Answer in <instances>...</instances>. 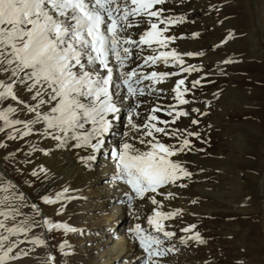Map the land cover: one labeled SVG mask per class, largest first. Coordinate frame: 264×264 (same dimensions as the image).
I'll use <instances>...</instances> for the list:
<instances>
[{
    "label": "snow or ice",
    "instance_id": "obj_1",
    "mask_svg": "<svg viewBox=\"0 0 264 264\" xmlns=\"http://www.w3.org/2000/svg\"><path fill=\"white\" fill-rule=\"evenodd\" d=\"M166 0H0V100L11 99L32 116L27 120L13 119L11 113L17 111L13 104L0 109V121L4 128H12L19 137L37 132L41 138L56 141L59 148L74 141L75 148H89V155L80 157L86 167L96 159V152L104 146L105 137L111 134L119 120L121 111L127 108L125 131L120 136L118 146L109 149L115 171L112 182H123L127 190L123 192L128 207L134 208L136 200L150 201L151 212L146 217V227L134 222L127 229L129 239L139 244L141 254L135 257L137 264H160L157 257L166 251H174L164 240L175 233L166 229L165 221L177 215L179 208L164 211V203L157 199L173 197L172 192H163L165 186L175 184L191 173L183 166L178 153L191 150L189 137L200 139L198 131L172 127L181 116L189 113L179 105L188 104L185 93V79L175 80L171 91L174 104L155 103L146 111L143 122H137L141 97L153 91L160 94L165 89L157 87L167 78L179 73L199 71L195 65L185 66L182 57L203 55L202 52H178L168 48L176 37L166 35L169 25L185 19L183 15L165 16L163 5ZM146 22L143 31L134 33ZM162 25V26H161ZM198 33L193 32L192 36ZM231 36V32L225 40ZM225 40L220 41L221 44ZM135 56L140 61L129 68L130 59ZM145 49L151 54L143 55ZM166 66H178V72L148 71L144 68L159 62ZM231 60L222 61L230 63ZM144 81H148L147 84ZM201 83L192 81L195 88ZM20 85L29 94V100L17 96L15 86ZM165 112L170 120L161 119L157 112ZM193 112L203 116L198 108ZM134 117L136 119H134ZM192 125L199 124L192 118ZM15 125L21 127L17 129ZM40 125L41 127H34ZM3 129H0L2 131ZM163 138L172 142L166 143ZM139 145V147L137 146ZM47 152L48 149H42ZM40 171H46L42 166ZM36 170H33V175ZM183 186V185H181ZM11 184L0 183V191H7ZM56 193L55 200L70 199L63 193ZM22 197V194H21ZM8 197L5 196L4 199ZM45 203H54L52 197L44 196ZM143 204L140 208H143ZM32 208L42 215L35 204ZM58 208L57 211H62ZM134 220H140V213H134ZM43 226L75 231L68 224L52 222L43 217ZM5 227L0 222V228ZM195 225L189 224L182 232H192L191 238L203 242ZM8 232L27 231L13 226ZM5 237H0V240ZM185 236L180 237L184 242ZM33 241L43 244L37 237ZM63 242L61 249H63ZM14 245L0 251V264L13 259L9 253ZM52 264L54 257H47Z\"/></svg>",
    "mask_w": 264,
    "mask_h": 264
},
{
    "label": "rangeland",
    "instance_id": "obj_2",
    "mask_svg": "<svg viewBox=\"0 0 264 264\" xmlns=\"http://www.w3.org/2000/svg\"><path fill=\"white\" fill-rule=\"evenodd\" d=\"M184 1L179 0L180 4L182 2L190 5L198 3L194 9H191L194 14L189 15L188 18L193 24L202 25V28L212 35H208L201 45L198 43L188 44V49H186L185 44H177L178 47L171 43L168 44V48H175L178 52L184 50L203 53L199 57L184 56L186 66L190 64L201 68L199 71L182 73L179 78L184 75L183 78H185L191 73L197 72L190 80L185 79L184 86L188 88H191L192 81L198 79L199 75L202 74H206L214 82L217 79L214 77L223 74L225 80L223 86L220 89L216 88L213 92L209 89L201 94L185 93V98L190 102L178 106L183 107L189 113L188 119L192 120L194 117L199 121L197 125L190 124L185 127L181 124L182 121L178 120L177 123H180L178 126L181 129L198 131L200 134L202 132L197 130L200 129L199 127L207 129L206 138L210 154H198L201 153L199 152L201 150L200 146H197L195 152H198V158H192L191 161H181L191 176L181 178L175 183L176 185L180 183L183 185L178 186L176 194L187 199L186 205L193 210H191L193 214L192 212L189 213L192 215L190 216L187 213H178L165 221L166 229L175 235L165 239L164 244L166 246L171 245L175 250L166 251L167 256L161 258L165 261L172 259L177 264H242L243 261L239 256L243 249L239 241V219L246 218L247 226H244L246 230L253 224H257L255 223L257 217H247L243 211L248 206L246 204H251L255 198L261 203L264 200V195L258 193L257 184L251 177V175L264 173V42L261 38V43L250 49L248 46L249 38L247 37L239 42L229 41L230 36L225 40V37L231 32L229 29H239L237 26L232 27L230 25L235 16H242L250 27L259 24L256 19L254 0H249V6L238 2V0ZM249 8L253 14L251 16L249 15ZM185 13L187 14V12ZM261 20H264V15ZM199 31L202 33L201 29ZM184 34L185 32H182V39L187 38V35ZM222 40H225L223 44L220 43ZM229 59L231 60L230 63H222V61ZM158 68L159 66H155L153 70ZM2 78L0 76V79ZM174 84L175 80L169 79L167 82L168 88L169 85L173 86ZM16 86L18 87V85ZM23 94H27L25 97L28 99V93L24 91ZM164 96L165 93L161 97L153 98L154 102L150 99L149 103L141 105L139 109L141 116L137 122L141 120L140 123H142L143 119L146 118V111L150 110L152 105L158 103V99H162ZM14 103L16 102L10 98L0 100V109L8 104H13L18 109L15 112L24 111L23 105ZM193 108H198L200 112L205 114L200 116L192 111ZM26 113L31 116L27 110ZM162 113L158 111L156 115ZM11 116L14 115L11 114ZM182 117L185 118L186 116ZM123 119V123L126 125L127 112L123 115ZM134 119L136 118L134 117ZM195 140L201 141L202 137ZM164 142L172 141L164 138ZM217 150H220L221 153L216 154ZM10 151L11 148L5 151L8 155L5 158L0 142V164L8 170L5 175L0 172V183L11 184L7 191H0V222L5 225V227L0 228V237H5V239L0 240V251L14 245L9 253L14 258L5 260L4 264H49L47 259L49 253L55 258L53 263L56 262L57 264H96L103 261L105 257L103 249L107 248L109 242L107 245L100 244L106 234L104 232L101 237L100 229L101 223H103L101 219L106 213L103 212V206L107 205L108 197L104 194V203L100 205L99 197L93 196L95 190L99 193L103 192L100 189L103 180H95L93 177L97 174L96 170L87 175H80L69 185H59L56 189H47V183L44 181H39L34 188H27L28 183L25 180L15 184L12 177L16 178L17 173L21 174L23 171L26 175H31L28 172L30 171L29 167L38 159L31 155L27 158V162L16 165L15 169L11 171L9 162L14 154ZM187 151L191 152L190 150ZM205 159L212 164H208L210 165V172L205 171L204 175L200 176L203 171L200 168V163L203 162L204 165ZM217 162L221 163V171L220 168H215ZM44 168H46L45 165ZM24 173L23 176L26 179L27 176ZM28 178H31L32 181L35 180L32 177ZM75 182H77L76 187L73 185ZM64 188H67L68 191L63 195L71 198L55 200L56 193L61 192ZM5 196L8 198L4 199ZM44 196L52 197L55 202L45 203L41 199ZM33 204L50 221L66 223L75 231L45 228L42 223L43 215L37 214L36 210L32 208ZM58 208L63 210L58 212ZM126 210L127 213L118 214L115 218L112 229L113 227H120L127 232V229L134 222L147 226L148 212L141 215L139 221H135L132 214L135 207L132 209L128 207ZM195 212H199V214ZM97 218L100 219V224L93 225ZM189 224L195 225L194 231L199 233L203 242L192 239L191 231L188 233L181 231ZM13 226L25 228L27 231H6L7 228ZM181 236L186 237L184 242L180 241ZM33 237L43 240L44 243L40 244L33 241ZM62 242L64 244L63 249H61ZM140 254L141 252L125 260H129L131 264H137L135 257ZM123 255L122 253L120 256ZM119 258H114L112 262L122 264ZM103 264L109 263L104 262Z\"/></svg>",
    "mask_w": 264,
    "mask_h": 264
},
{
    "label": "bare ground",
    "instance_id": "obj_3",
    "mask_svg": "<svg viewBox=\"0 0 264 264\" xmlns=\"http://www.w3.org/2000/svg\"><path fill=\"white\" fill-rule=\"evenodd\" d=\"M184 2L180 4L179 0H166V2L163 5H157V7H162L165 11H168L166 13L164 12L165 16L171 15L175 17V16L183 15L185 17L183 21L178 22L174 25H169L168 31L165 34L173 35L176 37L175 41L171 42V44H173L174 46L178 47L177 44L179 45L185 44L186 49H188V44L194 45L195 43H198L199 45H201L204 39H206L208 35H212V34L204 30L202 28V25L197 26L195 25V23L193 24L191 22V19L188 18L189 15L194 14V11H192L191 9H194V6H197L198 3L196 2L195 4L190 5ZM238 2L246 4L248 6L250 3L249 0H238ZM253 2L255 4L256 19L258 20L259 24L258 25L255 24L250 27L247 25V22L244 21V18L242 16H235L233 17V21L232 23H230V25L232 27L237 26L239 27V29H229L232 34L230 36L229 41L239 42L243 38L247 37L249 38L248 46L250 49H253L259 43H261V38H263V42H264V36H263L264 35V20H261V17H263L264 15V0H258V1L254 0ZM185 12H187V14ZM249 15L250 16L253 15L250 8H249ZM144 27H147L146 22L140 28H133L132 31L138 34L139 32L143 31ZM199 29H201L203 34L200 33ZM182 32H185V34L187 35V38L184 37L185 39H182ZM193 32L198 33V35L193 37L192 36ZM259 34L261 35L259 36V38H257ZM133 52H134V55L130 59L129 68L134 67L137 63H140V61L135 56L136 50L133 49ZM180 52H187V51L180 50ZM149 54H151L150 51L145 49L143 55H149ZM197 57H199V55ZM182 58L184 59V57ZM187 65H190V64H187ZM155 66H159V68L156 69L158 72L160 71H169V72H174V73L178 72V67L176 68L175 66L171 64L166 66L162 61L157 63ZM155 66L149 65L148 67L144 68V71L145 72L152 71ZM200 68L198 67V69ZM180 74L182 73H179V75H176V76L169 77L163 83L157 84V87L165 89L164 92L157 94V96L161 97L165 93V96L162 99H158L159 104L161 105L174 104V99H173L174 93H172L171 91L172 86L169 85V88H168L167 82L169 79L170 80L180 79L179 78ZM195 74H197V72L191 73V75L186 76L185 77L187 78L186 80L187 81L190 80V78H192ZM214 78H217L215 82L214 80L209 79V76H207L206 74L199 75V79L201 80V83L197 84L195 88H193L191 84V88H189L191 89V91L188 92V94H192V92L201 94L203 91H207L209 89L212 92L216 90V88L220 89V87L223 86L224 84V80H225L224 75L219 74L217 75V77H214ZM144 83L147 84L148 81H144ZM169 89H170V92H168ZM15 91H16L17 96H19L21 99L26 100V101L29 100V94H28V99H27L25 97L27 94L26 95L23 94L25 90L20 85H18V87L15 86ZM157 96H156V92L154 91L150 95L145 94L143 97L140 98L145 102L142 105L149 103L150 99H152L153 101V98H156ZM126 112H127V108L121 111L119 120L115 126L114 131L105 137L104 146L101 149H99L95 154L96 159L94 161L89 162L91 163V167H86L80 159V157L89 155L91 152V149L75 148L72 146L74 141H69L68 144L57 148L55 147L56 141L48 137L41 138L39 134L35 131L23 137H19L15 133L9 136V133L12 132V128H4L3 121H0V129H3L2 131H0V136H1L0 142L2 146L3 156L7 158L8 155L5 151L8 148H11L10 153L14 154V157L12 156L13 158L10 159V162H9L10 163L9 167L11 171L15 169L14 167L16 165L21 164L25 161L27 162V158L31 155H34V157L38 159L37 162H33L32 165H30L29 167L30 171L28 172H30L31 175H26L23 171L21 174L17 173L16 178L12 177L15 184H18L22 180H25L26 183H28V186H26L27 188H34L35 185L39 181H44L45 183H47L46 185L47 189L48 188L56 189L57 187H59V185H65V186L69 185L72 181H75V179L78 176L90 174L93 170H96L97 172V174L93 176L95 180H98V179L103 180V184L100 186V189H102L103 192L99 193L95 190L93 192V196L99 197L100 205L104 203V200H103V196H105L104 194H106V197H108L107 205H105V207L103 206V212H106V213L103 215V218L101 219L103 220V223H101L102 227L100 229L101 237L104 232H106V234L104 235V239L100 242V244L103 243L107 245L109 242V245H107V248L103 249L104 256H105L104 260L101 261L100 263L97 262L96 264H103L104 262H108L109 264H114L112 260L114 258L116 259L119 257H120L119 259H121L122 261V264H131L129 260H125V259L130 256L134 257L135 255L139 254L142 251L139 247V244L129 239V234L125 232L122 228L120 227H117V228L113 227V229L111 228L112 226H114V220L118 216V214L127 213L126 209L128 208L126 197H124L123 195V192L127 190V185L124 184L123 182H117L116 184L112 182V175L115 171V166L112 162L111 153L109 151L111 147L118 146L119 143L121 142L120 136L126 130L124 129L125 124L123 123L124 121L123 115ZM21 113L13 112L11 114H13L14 116H11V117L13 119L27 120V119H30L32 116V114H30L31 116H29L26 113L25 109ZM158 116L162 119L170 120V117H168L165 112H163L162 114H159ZM181 118L183 117L181 116L178 120L180 122L182 121L181 124L183 126L187 127L191 124V119H188L187 116L183 119ZM178 120L176 121L174 125H172V127L180 128L178 126L180 123H177ZM36 126L41 127L40 125H36ZM14 127L19 129L21 126L15 125ZM199 128L200 129H197V130H200V132H202L201 134H203V135L200 134V137H202V140H201L202 142L196 141L195 140L196 138L189 137V139L192 141V145L190 146L191 152L189 153L187 150L184 152H181L178 155H176V157H174L175 159H179L180 161H183V160L191 161L192 158H198L199 157L198 154H201V155L202 153L205 155H207V153L210 154V152L208 151L209 144L207 143V138H206L207 129L204 127H199ZM137 146L139 147V145ZM197 146L198 147L200 146L201 151L199 152L201 153L197 152L198 153L197 154L195 152V149L197 150ZM42 149H48V151L44 152L42 151ZM218 153H221V151L217 150L216 154ZM200 164H201L200 168L203 170L200 176H203L205 171L210 172L209 168H210V165H212L211 162L209 163L205 159L204 165H203V162ZM220 164L221 163L217 162L215 164L216 165L215 168L217 167L218 169L220 167L222 168ZM44 165L46 166V168H44ZM41 166L46 171H40ZM221 168H220V171H221ZM2 169L4 172L8 173V170L6 168L2 167ZM34 169L36 170L35 175H33ZM263 169H264V163H263ZM23 173L27 176L26 179L24 178ZM258 175H251V177L252 179L255 180L257 184V190H259L258 193L261 195H264V173L259 176ZM28 177H32L35 180L32 181V179ZM76 184L77 182H75L73 185L76 187ZM178 186H181V183L178 185L169 184L168 186H165L163 189H161V191L172 192L175 195L168 199H165L163 195H157V199L163 201L164 211H169L171 209L179 208L182 210L180 213H184V214L187 213L188 215H190L193 210L186 205L187 199L183 198L182 195L176 194L178 191ZM89 191H91V189H89ZM116 192H117V195H116ZM255 199L253 200L251 204H246L248 206L246 209H244L243 213L244 215L246 214L247 217L248 216H254V218L257 217V221H255V223L257 224H253L251 227H249V229L246 230L244 229V226H247L246 218L243 217L244 219L242 218L239 219L240 221L239 241L241 242L242 247H243L239 256H240V259H242L243 261L242 264H264V200L261 203ZM141 204L144 205L143 208H140ZM134 205H135V210L132 213L133 219H134V213L137 210L139 211L140 216L147 214V212L148 213L151 212L152 205L150 201L136 200L134 202ZM195 213L199 214V212H195ZM241 217H242V213H241ZM98 223L100 224V219L97 218L94 220L93 225L95 224L98 225ZM122 253L124 255L120 256ZM164 256H167V254L165 253ZM156 259L160 261V264L163 262H166L167 264H177L172 259H166V261L165 259L161 257H157ZM53 264H57V263L55 262Z\"/></svg>",
    "mask_w": 264,
    "mask_h": 264
}]
</instances>
